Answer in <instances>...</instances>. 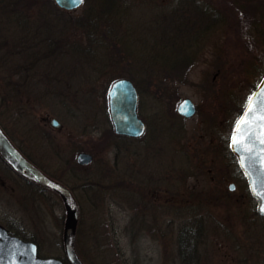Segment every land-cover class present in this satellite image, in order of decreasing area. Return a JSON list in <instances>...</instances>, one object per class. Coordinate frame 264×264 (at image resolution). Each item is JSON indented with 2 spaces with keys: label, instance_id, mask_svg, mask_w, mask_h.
I'll use <instances>...</instances> for the list:
<instances>
[{
  "label": "rangeland",
  "instance_id": "374dc122",
  "mask_svg": "<svg viewBox=\"0 0 264 264\" xmlns=\"http://www.w3.org/2000/svg\"><path fill=\"white\" fill-rule=\"evenodd\" d=\"M263 73L264 0H0V124L72 190L86 264H264V218L228 145ZM121 76L136 137L109 116ZM64 220L57 193L0 159V225L62 258Z\"/></svg>",
  "mask_w": 264,
  "mask_h": 264
},
{
  "label": "water",
  "instance_id": "95a60500",
  "mask_svg": "<svg viewBox=\"0 0 264 264\" xmlns=\"http://www.w3.org/2000/svg\"><path fill=\"white\" fill-rule=\"evenodd\" d=\"M54 1L59 7L64 9H72L80 5L72 4L70 0ZM262 81H264V75L249 96L264 92V88L260 87ZM107 94L109 115L114 132L131 137L141 135L144 132L145 124L137 113L138 93L133 82L129 78H117L111 82ZM185 102L190 107L188 113H183L179 110V107L185 104ZM245 106L239 118L244 115L246 111ZM253 109V112L246 117L250 123L243 125L240 130V135L245 138L243 145L230 146L233 135L232 130L229 146L231 151L236 155L238 163L247 179L250 193L256 200L257 213L264 217V212L260 211L261 207L264 206V199L256 195L258 192H264V144L260 143L261 140H264V121L258 119L260 115L264 114V102L258 98L254 99ZM195 111L196 106L188 97L182 98L177 105V112L185 117L192 116ZM50 123L55 127L60 125L56 118H51ZM244 145L250 150H245ZM0 157L15 172L43 187L56 191L62 197L65 204V220L62 233L64 253L70 264H84L75 250L79 207L71 190L66 185L46 175L39 167L26 158L12 143L1 126ZM91 160L92 155L88 152L81 151L76 156V161L79 164H86ZM230 188H233V184L230 185ZM0 264L63 263L61 259L53 256H38L35 242L11 234L5 227L0 225Z\"/></svg>",
  "mask_w": 264,
  "mask_h": 264
},
{
  "label": "snow or ice",
  "instance_id": "6c2138e0",
  "mask_svg": "<svg viewBox=\"0 0 264 264\" xmlns=\"http://www.w3.org/2000/svg\"><path fill=\"white\" fill-rule=\"evenodd\" d=\"M70 2L72 4H82L84 2V0H70ZM261 88H264V81H262ZM260 99L262 102H264V92L259 93L258 95L254 94L253 96H249L248 97V102L246 104V111L244 113V115L242 117H240L237 121H236V126L233 129V135L231 137V147H235L236 145H243V141H244V136L240 135V130L241 127L243 125L249 124V120L246 119V117H248L252 112H253V101L254 99ZM179 110L183 113H188L190 111V107L187 104V102H185V104L181 105L179 107ZM258 119L260 121H264V114L260 115L258 117ZM261 144H264V140L260 141ZM245 150H250L247 149V146L244 145ZM256 195L262 199H264V192H258L256 193ZM261 212H264V206L261 207L260 209Z\"/></svg>",
  "mask_w": 264,
  "mask_h": 264
},
{
  "label": "trees",
  "instance_id": "16d2710c",
  "mask_svg": "<svg viewBox=\"0 0 264 264\" xmlns=\"http://www.w3.org/2000/svg\"><path fill=\"white\" fill-rule=\"evenodd\" d=\"M212 9V8H211ZM211 16H213L214 17V15H213V12H212V15ZM191 253V252H190ZM62 259V261H63V264H69V262L67 261V259H66V257L64 256V257H62L61 258Z\"/></svg>",
  "mask_w": 264,
  "mask_h": 264
},
{
  "label": "flooded vegetation",
  "instance_id": "af4514ba",
  "mask_svg": "<svg viewBox=\"0 0 264 264\" xmlns=\"http://www.w3.org/2000/svg\"><path fill=\"white\" fill-rule=\"evenodd\" d=\"M41 168V167H40ZM42 169V168H41ZM43 170V169H42ZM24 180H26V179H24ZM27 182H30V181H28V180H26ZM38 186V185H37Z\"/></svg>",
  "mask_w": 264,
  "mask_h": 264
}]
</instances>
